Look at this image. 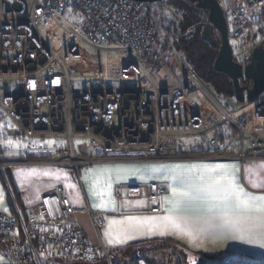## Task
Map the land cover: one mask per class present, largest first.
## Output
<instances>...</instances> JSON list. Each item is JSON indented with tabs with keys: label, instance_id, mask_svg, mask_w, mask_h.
I'll return each mask as SVG.
<instances>
[{
	"label": "built area",
	"instance_id": "built-area-1",
	"mask_svg": "<svg viewBox=\"0 0 264 264\" xmlns=\"http://www.w3.org/2000/svg\"><path fill=\"white\" fill-rule=\"evenodd\" d=\"M218 1L234 59L245 66L264 40V26L255 29L264 25V0ZM185 36L157 33L148 8L134 0H0V79L19 80L15 89L0 90V112L11 122L6 135L66 138L68 146H57L56 157L39 150L50 157L36 161L77 176L105 161L192 156L179 147L182 139L210 141L213 151L197 156L230 157L223 154L230 138L218 134L223 127L237 131L242 163L264 159V93L238 103L234 112L226 108L176 48ZM75 139L84 142L76 146ZM14 164L0 160V167ZM164 193L160 183L114 188L119 203L145 200L150 214L162 212ZM84 210L98 242L85 234L78 209L56 186L30 215L0 211V244L15 264H42L43 257L53 264H113L101 235L107 212L88 205ZM180 248L158 240L141 256L147 264H179Z\"/></svg>",
	"mask_w": 264,
	"mask_h": 264
},
{
	"label": "crops",
	"instance_id": "crops-1",
	"mask_svg": "<svg viewBox=\"0 0 264 264\" xmlns=\"http://www.w3.org/2000/svg\"><path fill=\"white\" fill-rule=\"evenodd\" d=\"M7 129V127H6ZM5 129V130H6ZM5 132V131H4ZM6 134V132L4 133ZM7 136V135H6ZM14 138V137H13ZM204 140H181L179 147L190 157H176L160 160H125L105 161L96 166L85 167L79 176H73L72 170L64 167L38 163L31 156H39L37 151H50L52 156L57 147H46L41 143L30 146L26 153L12 157L5 148L1 147L0 160L16 162L14 165L0 167V211L7 213L19 212L29 215L27 209H31L39 203L42 195L51 188L62 186L65 193L71 199L72 205L78 209L76 217L80 227L85 231L92 241L98 242V236L85 205L93 209L107 212L101 231L104 242L111 247L112 252L117 251L122 255L127 249L139 247L146 248L147 244H157L158 240L175 242L181 246L187 262H194V254H218L221 260L228 264H264V247L259 244L247 243L240 239H234L229 232L213 227L203 222L197 225V239L191 242L189 237L169 232L165 235L159 234V229L149 231V224H159V221H151L148 218L167 215L169 207L166 197L171 195L173 184L171 179H165L174 166H208L223 165L238 168L236 176L239 184L245 191L254 196L264 195V159H248L242 163L238 159L239 141L236 136L230 138V145L223 149L224 157L197 156L201 153H211L213 148ZM204 146H208L207 149ZM29 150H33L30 153ZM55 156V157H56ZM8 169V171H7ZM9 172L10 181L18 194L19 204L14 201L12 207L3 177ZM76 180V181H75ZM122 183H160L165 193L161 199L162 212L158 214L145 213L149 203L145 200H126L119 203L114 194V188ZM259 186H254V185ZM185 215L199 217L202 209L199 206L187 208ZM112 241V242H109ZM143 252V250H142ZM54 263L43 257V263ZM143 261V260H141ZM45 262V263H44ZM141 263V262H140ZM144 263V262H143ZM0 264H15L0 244Z\"/></svg>",
	"mask_w": 264,
	"mask_h": 264
},
{
	"label": "snow or ice",
	"instance_id": "snow-or-ice-1",
	"mask_svg": "<svg viewBox=\"0 0 264 264\" xmlns=\"http://www.w3.org/2000/svg\"><path fill=\"white\" fill-rule=\"evenodd\" d=\"M237 171L235 166L223 165L174 166L165 176L173 181L171 195L165 198L169 205L167 215L148 218L161 222L149 224V231L159 229L160 235L171 232L194 242L198 231H202L197 225L203 222L231 233L234 239L264 247V195L245 191L238 182ZM193 206L202 209L201 216L183 214Z\"/></svg>",
	"mask_w": 264,
	"mask_h": 264
},
{
	"label": "trees",
	"instance_id": "trees-1",
	"mask_svg": "<svg viewBox=\"0 0 264 264\" xmlns=\"http://www.w3.org/2000/svg\"><path fill=\"white\" fill-rule=\"evenodd\" d=\"M135 2L148 8L155 23L157 33L183 34L191 28H194V32L192 34L177 41L176 48L180 54H182L185 63L197 73L202 82L209 88L216 98L228 99L230 101L224 104L227 108H229V104L232 100L235 103H238L235 99L234 86L230 77L225 73L216 71L214 68V60L217 56V50L202 38L203 24L208 21L207 10L199 8L190 0ZM155 4L160 8H164L165 11H162L161 13H153L152 8H154L153 5ZM215 36H220V33L215 31ZM0 117H3L1 112ZM218 134L221 139L226 140L236 136L237 131L231 127H223L219 130ZM202 140L205 142L206 139ZM208 146H204V148L207 149ZM203 154L206 153H201L199 155ZM31 157L40 159L48 158L50 156L39 155ZM3 181L12 207L14 205V201L19 204L18 194L10 181L9 173L6 171ZM144 249L142 247H139L138 249L130 248L126 250L124 255L114 251L112 252L113 264H140V261L143 260L141 254ZM178 254L180 259L179 264L188 263L182 251H179ZM206 255L211 258H218V254ZM196 264H202V262H198Z\"/></svg>",
	"mask_w": 264,
	"mask_h": 264
},
{
	"label": "water",
	"instance_id": "water-1",
	"mask_svg": "<svg viewBox=\"0 0 264 264\" xmlns=\"http://www.w3.org/2000/svg\"><path fill=\"white\" fill-rule=\"evenodd\" d=\"M138 2H158L163 0H134ZM208 12L202 38L217 50L214 68L227 74L233 82L235 99L238 103L253 102L264 93V44H257L249 62L243 64L234 59L233 48L227 29V18L218 0H190ZM220 33V38L215 36Z\"/></svg>",
	"mask_w": 264,
	"mask_h": 264
},
{
	"label": "rangeland",
	"instance_id": "rangeland-1",
	"mask_svg": "<svg viewBox=\"0 0 264 264\" xmlns=\"http://www.w3.org/2000/svg\"><path fill=\"white\" fill-rule=\"evenodd\" d=\"M154 8H152L153 10V13H161L162 11H165L164 8H160L158 7V5H153ZM72 19L74 21H77L76 18H73ZM207 22V21H206ZM205 22V23H206ZM204 25V24H203ZM263 24L262 23H257L256 25V31H260L262 30L263 28ZM194 32V28H191L190 30L186 31L185 33L183 34H186V36H189L190 34H192ZM163 34H166L167 36H180L182 35V33H163ZM44 37H46L47 40H50V37L47 35V34H44ZM183 38V37H182ZM182 38H180L179 40H181ZM260 44H264V40H262V43ZM182 56V54H180ZM19 80L16 79V78H7V79H0V90H7V89H15L17 84H18ZM94 86L95 84H91V83H75L74 84V87L76 88H88L89 86ZM103 85H109V84H103ZM217 100L222 104H226L228 102H230L228 99H218ZM225 106V105H224ZM231 106V107H230ZM226 107V106H225ZM237 107H238V103H235L233 100L231 101V103L229 104V110L231 111H236L237 110ZM227 108V107H226ZM0 119H3V120H0V146L5 148L7 153L9 155H11L12 157H17V155H20L21 154H24L26 153L27 149L30 147V146H33V145H37L39 143H41L43 146H46V147H57V146H63V147H66L68 146V140L66 138H59V139H54V138H45V139H34V140H28V139H24V138H13V137H9V136H6V134H4L6 132V127H10L11 126V122L10 120H4V118L0 117ZM5 131V132H4ZM183 140H186V139H183ZM207 143H210V141L208 140H205ZM80 142H84V140L82 139H75V145L77 146ZM247 146V144H245ZM17 154V155H16ZM56 155H54L53 157H55ZM101 163H97L93 166H96ZM6 168V166L4 167ZM85 168V167H83ZM82 168V169H83ZM81 169V170H82ZM8 171V169H7ZM9 173V172H8ZM70 173L76 177V180L78 181V178H77V175L75 172H71ZM5 176V174H4ZM75 180V181H76ZM87 206V204L85 205V207ZM27 213H29V215L31 214V209H27ZM104 228L103 226L101 227V231L103 232ZM195 257V261L193 262H188L186 264H196L198 262H202V264H228V262H226L225 260H220L221 256H219L218 258H211V257H208L207 255H200V254H194L193 255ZM141 263L140 264H147L145 263L144 261H140ZM144 262V263H143ZM217 262V263H215ZM45 263V262H44ZM245 262H241L240 264H244ZM46 264H51V262L49 261L48 263ZM53 264V263H52Z\"/></svg>",
	"mask_w": 264,
	"mask_h": 264
},
{
	"label": "flooded vegetation",
	"instance_id": "flooded-vegetation-1",
	"mask_svg": "<svg viewBox=\"0 0 264 264\" xmlns=\"http://www.w3.org/2000/svg\"><path fill=\"white\" fill-rule=\"evenodd\" d=\"M217 38H220V36H217Z\"/></svg>",
	"mask_w": 264,
	"mask_h": 264
}]
</instances>
